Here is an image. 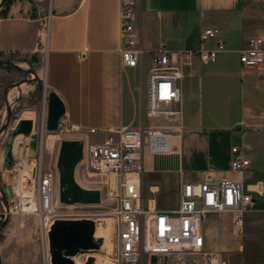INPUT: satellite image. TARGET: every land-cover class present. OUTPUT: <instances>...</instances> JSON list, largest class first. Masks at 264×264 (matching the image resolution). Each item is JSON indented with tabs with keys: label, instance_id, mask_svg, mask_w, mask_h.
<instances>
[{
	"label": "crops",
	"instance_id": "crops-1",
	"mask_svg": "<svg viewBox=\"0 0 264 264\" xmlns=\"http://www.w3.org/2000/svg\"><path fill=\"white\" fill-rule=\"evenodd\" d=\"M120 4L121 0H11L2 6L0 62L11 61L21 70L0 68V104L13 112L25 94H42L38 114L28 109L15 126L30 123L35 130L37 121L47 126L48 97L55 93L66 109L61 121L74 129L69 141L83 142L85 152L127 128L170 134L166 152H154L146 139L145 208L176 211L185 184L219 179L241 182L254 202L242 235L233 233L231 214L209 213L202 225L203 252L174 254L166 262L220 264L215 260L227 259L264 264V65L245 68L239 59V50L250 38L264 35V0H139L136 32L145 53L137 68L123 65ZM207 28L221 30L227 52L214 62L195 57L185 63L180 104L162 106L180 113L149 116L153 54L165 45L177 60L178 52L200 48ZM205 46L212 49L215 44ZM33 56L38 62L36 77L27 73ZM16 71L35 77V83L26 90L18 82L14 99L5 87ZM37 137L41 151L43 138ZM31 141L32 137L25 143L27 151ZM233 147L250 159L249 175L231 169Z\"/></svg>",
	"mask_w": 264,
	"mask_h": 264
},
{
	"label": "built area",
	"instance_id": "built-area-1",
	"mask_svg": "<svg viewBox=\"0 0 264 264\" xmlns=\"http://www.w3.org/2000/svg\"><path fill=\"white\" fill-rule=\"evenodd\" d=\"M139 0H121L120 4V53L125 68H137L144 55L136 32V12ZM214 42L212 49L205 43ZM227 52L225 41L218 28H207L201 36L197 50L180 51L177 60L165 45L153 54V70L149 77L148 113L151 117L178 115L168 112L163 105L180 104L179 82L185 63L198 57L203 63L214 62L219 54ZM82 57V54L79 55ZM239 59L245 68H260L264 65V35L249 39L239 50ZM59 129L73 131L69 122L61 121ZM96 133V130H91ZM146 139L154 152L170 149L171 135L160 130L127 128L117 137L92 145L88 149L89 167L97 183L104 188L102 199L112 203L115 247L108 255L109 264H140L147 257V264L157 257L158 264H165L170 256L181 252L200 254L205 239L202 225L209 213L231 214L233 233L243 234L245 215L253 206V198L244 192L241 182L229 179L185 184L180 206L173 212H161L145 208L142 192V176L145 171L143 151ZM84 151V156H85ZM41 158V157H40ZM251 161L239 147L232 148L231 169L250 174ZM32 184L26 189H13L6 206L0 211L1 225L17 214L35 215L39 219V239L51 263L49 234L60 219L56 205V190L59 175L56 169L35 168ZM29 180V179H28ZM36 182V183H35ZM97 224V223H96ZM105 241V240H104ZM90 256H86V264ZM77 264V261L75 260Z\"/></svg>",
	"mask_w": 264,
	"mask_h": 264
},
{
	"label": "rangeland",
	"instance_id": "rangeland-1",
	"mask_svg": "<svg viewBox=\"0 0 264 264\" xmlns=\"http://www.w3.org/2000/svg\"><path fill=\"white\" fill-rule=\"evenodd\" d=\"M1 7L2 0H0V8ZM25 69H27V67ZM14 74V77L7 78L5 89H8L9 92H7L11 93L10 97L15 99L19 95L17 83H24V88L29 90L30 85L28 81H34L35 77L18 71L14 72ZM3 93L5 95L6 91L4 90ZM23 100L24 101L19 105H12L13 112L11 111V124L8 130L3 133L2 125H6L9 111L5 104H0L1 141L2 138L7 140L6 144L2 142L0 145V211L5 206V200H7L8 203V197L11 196L13 189H17L21 192L26 189V182H29L30 179L34 181L32 178L33 169L41 168L42 166L43 169L57 170V160L61 143L73 138L72 132L63 131L61 129L56 132H49L47 127L37 121L33 134L43 138V147H41V151L38 150L37 152H33L31 149L27 151L25 143H27L31 137L28 139L23 138L19 144L20 150L18 153L13 151L14 156L12 165L8 166V161L5 156L12 133L16 130V121L19 116L28 109L34 112L33 115H37L43 102L42 94H25ZM50 136L51 139L48 141ZM89 160L90 157L87 150L82 163L77 169V181L84 188L105 191L104 188L97 183V178L92 175L93 172L89 167ZM31 183L30 180V186ZM55 196L57 212L59 213L60 219H91L97 223L96 238L105 240L101 250L86 252L75 257L74 260L77 261V264L83 263L86 256H90V258L94 257L96 259V264H109L108 255L112 253L115 247L114 221L111 213L113 208L112 203L105 196L100 205H61L59 203V185ZM38 225L39 219L35 215L17 214L7 221L6 226L0 231V264H49L47 252L39 239ZM177 254L191 256L193 253L181 252ZM215 262L234 264L233 262H228L227 259L215 260ZM146 263L147 257L144 256L140 264Z\"/></svg>",
	"mask_w": 264,
	"mask_h": 264
},
{
	"label": "water",
	"instance_id": "water-1",
	"mask_svg": "<svg viewBox=\"0 0 264 264\" xmlns=\"http://www.w3.org/2000/svg\"><path fill=\"white\" fill-rule=\"evenodd\" d=\"M5 0H2V5ZM37 57L32 58V67L27 73L36 77L35 68L37 67ZM3 66H10L16 69L17 66L11 61L0 62V68ZM33 84L34 81H28ZM9 115L6 125L2 128V133L7 131L11 124V108H9ZM66 112L65 106L61 99L55 94L51 93L48 97V117L47 130L49 132H56L59 130V124ZM33 125L30 123H21L17 129L12 133L10 142L7 146V154L5 156L8 161V166L12 165L13 151L15 145L20 143L23 138L32 137L30 149L33 152L39 150V140L33 134ZM1 143V134H0ZM84 159V144L79 140L63 141L60 146L57 171L59 175V203L61 205H83L95 206L102 204V192L98 189H87L82 187L77 181V169ZM1 192V190H0ZM5 206L8 208L7 200ZM7 224L5 221L1 228ZM97 224L91 219H59L53 225L49 234L50 240V255L52 264H76L74 258L80 254L101 250L104 239L96 238ZM157 257L152 258V264H158ZM94 257L89 258L86 264H95ZM165 264H168L166 262Z\"/></svg>",
	"mask_w": 264,
	"mask_h": 264
},
{
	"label": "bare ground",
	"instance_id": "bare-ground-1",
	"mask_svg": "<svg viewBox=\"0 0 264 264\" xmlns=\"http://www.w3.org/2000/svg\"><path fill=\"white\" fill-rule=\"evenodd\" d=\"M15 94V93H14ZM13 95V94H12ZM20 143H17L16 145H15V148H14V151H15V153H18V151L20 150V145H19ZM35 174H36V171H35V169H33L32 170V178L34 179V176H35ZM30 179V178H29ZM30 180H32V179H30ZM29 180V181H30ZM32 184V183H31ZM220 263V262H219ZM81 264V263H80ZM96 264V263H95ZM220 264H222V263H220Z\"/></svg>",
	"mask_w": 264,
	"mask_h": 264
},
{
	"label": "trees",
	"instance_id": "trees-1",
	"mask_svg": "<svg viewBox=\"0 0 264 264\" xmlns=\"http://www.w3.org/2000/svg\"><path fill=\"white\" fill-rule=\"evenodd\" d=\"M10 1L11 0H5L4 4L2 6L9 5L10 4Z\"/></svg>",
	"mask_w": 264,
	"mask_h": 264
}]
</instances>
